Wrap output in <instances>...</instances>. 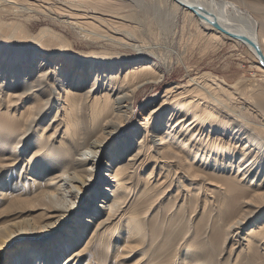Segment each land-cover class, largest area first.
I'll list each match as a JSON object with an SVG mask.
<instances>
[{"label":"bare ground","instance_id":"1","mask_svg":"<svg viewBox=\"0 0 264 264\" xmlns=\"http://www.w3.org/2000/svg\"><path fill=\"white\" fill-rule=\"evenodd\" d=\"M58 1L79 7L67 10L70 21L95 41L102 36L93 25L98 14L136 20L114 0ZM166 1L194 15L204 31L248 47L264 72L251 46L209 21L214 16L227 32L248 37L264 57V0H238L244 7L228 0ZM46 9L0 0V16ZM1 18L6 264H126L129 258L131 264H264V75L262 84L243 78L230 84L209 71L188 73L113 141L132 117L138 90L164 77L151 51L133 45V54L77 53L48 28L34 34ZM105 163L102 177L98 167ZM173 173L176 189L169 191ZM165 184L168 192L156 197Z\"/></svg>","mask_w":264,"mask_h":264},{"label":"rangeland","instance_id":"2","mask_svg":"<svg viewBox=\"0 0 264 264\" xmlns=\"http://www.w3.org/2000/svg\"><path fill=\"white\" fill-rule=\"evenodd\" d=\"M19 1L25 3L27 1L38 2L48 6V9L42 12H31L32 14L14 13L8 15V17L2 15L0 17H2L1 19L4 22H20L24 27L26 26L27 31L34 34L38 33L42 27L48 28L64 38L65 42L71 45L72 51L77 53L89 52L91 50L106 51L107 53L126 52V54H133L135 53L132 49L133 45L141 46L151 51L149 58L152 57L151 59L162 67V70H164L163 79L157 83H148L138 90L132 117L121 129L119 134L112 139L113 141H117L119 137L123 138L128 131L133 129L142 120V117L147 115L150 109L160 102V96L164 92V89L174 82L185 81L188 78V73L193 74L201 71H209L230 84L242 78L249 82L254 80L256 83L262 84L260 79L264 75V72L257 69V61L248 47L227 37L224 38L220 35H217V37L212 31H204L194 15L186 14L182 9L174 7L166 0H124L126 2L128 1L127 3L129 4L123 0H114L120 4L123 13L134 12L136 14V20L128 18L126 20H119L110 17L109 19L108 16L98 14V16H101L100 19L104 21H94L95 31L102 35L96 41L91 38L89 39V37L84 35L82 30L71 23V19L69 18L71 15L70 12H79L76 10L79 7H76L75 3V5L69 4L66 6V4L59 3L58 0ZM228 1H234L240 7H244L238 0ZM69 6L74 7L75 11L74 9L68 8ZM41 9L43 8L41 7ZM81 9H84L88 15L93 16L95 14L89 6H83ZM99 25L100 27H97ZM104 37L105 39H103ZM114 39L117 40L115 41ZM129 44L131 45L129 46ZM143 107H146L145 111H142ZM103 165L101 164L98 167L102 177L108 169L106 163L105 166ZM173 174L171 176L172 184L170 181L167 184L169 191L176 189L174 186L176 185L175 174ZM158 188L156 190V197L162 196L161 191H165L166 184L165 187ZM167 189L164 192L165 194L168 192ZM159 205L160 202L156 204V206ZM187 207H191V203ZM10 251L8 246L0 248V264H6L7 259L11 257L9 256ZM129 259L125 262L126 264L133 263V260Z\"/></svg>","mask_w":264,"mask_h":264},{"label":"water","instance_id":"3","mask_svg":"<svg viewBox=\"0 0 264 264\" xmlns=\"http://www.w3.org/2000/svg\"><path fill=\"white\" fill-rule=\"evenodd\" d=\"M181 4V6H183L184 4H182V2H179ZM189 7L191 10L195 11V12H201L206 14L207 11L205 10V8H203L202 6H186ZM210 21V24L214 27H216L218 30H221L222 32L226 33L228 36L232 37V38H236L239 39L241 41H243L245 44L251 46L255 52H256V56L258 59V63L260 64V66L264 69V57L261 53L260 48L248 37L242 35V34H235V33H231V32H227L224 28H222L221 25H219V23L217 22L216 18L213 16Z\"/></svg>","mask_w":264,"mask_h":264},{"label":"snow or ice","instance_id":"4","mask_svg":"<svg viewBox=\"0 0 264 264\" xmlns=\"http://www.w3.org/2000/svg\"><path fill=\"white\" fill-rule=\"evenodd\" d=\"M114 147H118V145H114ZM39 162V161H38Z\"/></svg>","mask_w":264,"mask_h":264}]
</instances>
